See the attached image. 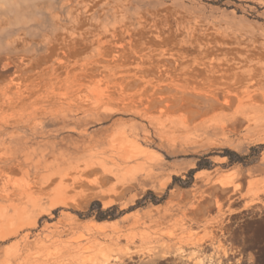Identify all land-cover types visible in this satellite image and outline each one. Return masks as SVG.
<instances>
[{
    "label": "rangeland",
    "instance_id": "1",
    "mask_svg": "<svg viewBox=\"0 0 264 264\" xmlns=\"http://www.w3.org/2000/svg\"><path fill=\"white\" fill-rule=\"evenodd\" d=\"M259 145L264 0H0V264H264Z\"/></svg>",
    "mask_w": 264,
    "mask_h": 264
},
{
    "label": "trees",
    "instance_id": "2",
    "mask_svg": "<svg viewBox=\"0 0 264 264\" xmlns=\"http://www.w3.org/2000/svg\"><path fill=\"white\" fill-rule=\"evenodd\" d=\"M264 146L259 145L257 147H253L251 148V154L249 156H240L239 154L228 150V149H224L222 150V154L220 155L222 158H227L228 160V164L229 165H233V164H243V165H250L254 162V159L249 161L250 158H257L260 154L261 149ZM211 155H206L203 156L201 158H198V163H197V167L194 170H190L187 174V180L182 181L180 178L178 177H173V181L172 184L168 187V190L171 189V187L175 184L182 183L183 185H180L181 188L186 189L189 188L194 181V175L201 170H209L211 169V167L213 166L212 163L209 161V157ZM119 216H109L107 215L105 212H100V215L98 217V221H104V220H115L117 219Z\"/></svg>",
    "mask_w": 264,
    "mask_h": 264
},
{
    "label": "bare ground",
    "instance_id": "3",
    "mask_svg": "<svg viewBox=\"0 0 264 264\" xmlns=\"http://www.w3.org/2000/svg\"><path fill=\"white\" fill-rule=\"evenodd\" d=\"M223 188V187H222ZM6 235V234H5ZM11 235V234H10ZM9 235V236H10ZM8 236V235H7ZM2 237V236H1ZM4 239V238H3ZM224 245V244H223ZM225 249V248H224ZM223 252V251H222ZM223 257L224 258H227V253L226 252H224V254H223ZM207 259H206V261H205V259H204V257L203 258H198V255H197V257H195V258H192V259H186V260H184V261H186L187 263L189 262V264L191 263V264H212V263H215L214 261H212L211 260V258H208V257H206ZM209 261H211V262H209ZM226 263V262H225Z\"/></svg>",
    "mask_w": 264,
    "mask_h": 264
},
{
    "label": "crops",
    "instance_id": "4",
    "mask_svg": "<svg viewBox=\"0 0 264 264\" xmlns=\"http://www.w3.org/2000/svg\"><path fill=\"white\" fill-rule=\"evenodd\" d=\"M201 171H204V170H201ZM201 171H198L197 173H199V172H201ZM197 173H196V174H197ZM132 214H133V212L125 213L124 215H122V216L120 217V219L115 220V221H111V222H119V221H121L122 219H124L125 217L130 216V215H132ZM155 216L158 217L157 219H158L159 221H162V222H164V223H168V222H170V221L172 220V218L167 217V216H165L164 214L155 215Z\"/></svg>",
    "mask_w": 264,
    "mask_h": 264
},
{
    "label": "built area",
    "instance_id": "5",
    "mask_svg": "<svg viewBox=\"0 0 264 264\" xmlns=\"http://www.w3.org/2000/svg\"><path fill=\"white\" fill-rule=\"evenodd\" d=\"M206 247H208L207 249H209V252L206 254L208 258H211L212 261H215L216 263H212V264H223L225 261H222V259H219L215 256H211L213 254H215L214 252V246H211L210 244H207ZM224 264H230L229 262L224 263Z\"/></svg>",
    "mask_w": 264,
    "mask_h": 264
}]
</instances>
